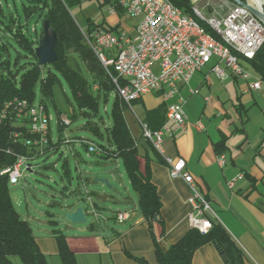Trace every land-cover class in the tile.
Instances as JSON below:
<instances>
[{
	"label": "crops",
	"instance_id": "crops-1",
	"mask_svg": "<svg viewBox=\"0 0 264 264\" xmlns=\"http://www.w3.org/2000/svg\"><path fill=\"white\" fill-rule=\"evenodd\" d=\"M103 5L104 9L108 6L107 0L100 2V8ZM126 18L129 17L123 13H108L100 22L91 18L87 21L133 34L137 24L127 27L124 24ZM134 19L139 23V18ZM215 63L216 59H213L210 65L193 76L188 85L180 86L174 99L165 101L161 94L154 93L129 106L139 113V125L141 122L146 127L148 112L159 107L165 109V124L169 131L164 133L163 155L142 139L141 125L139 139L133 137L128 126L140 152L141 170L146 172L148 167L160 197L162 223L155 222L150 226L140 213L138 195L133 190L135 195L124 201L128 206L123 211H116L127 212L130 216L118 229H111L105 223L101 226L92 224L66 235L78 264H141L137 259L158 264L156 247L167 250L191 229L188 222L192 211L191 190L182 179L171 177L165 157L186 162L187 171L195 178L199 192L214 212V215L207 216L225 230L233 243L237 257L235 264H264V82L247 61H242V65L253 80L263 82L260 90L249 91L246 81L236 77L221 82L211 71ZM194 90L199 94L193 95ZM180 101L187 117L185 129H178L174 122L166 119L168 104ZM198 123L202 129L198 128ZM79 155L76 150V156ZM221 155L226 157L224 166L218 163ZM104 160H116L123 165L118 158ZM65 162L68 164L67 160L63 161L62 168ZM239 175L243 177L229 188V182ZM93 182L98 184L94 179ZM91 193L102 201H113L104 187L99 188L97 194ZM94 203L98 212L107 209ZM77 207L82 206L75 204L67 212ZM37 241L45 254L58 255L55 237L37 238ZM191 264H229V261L215 243H208L195 252Z\"/></svg>",
	"mask_w": 264,
	"mask_h": 264
},
{
	"label": "built area",
	"instance_id": "built-area-1",
	"mask_svg": "<svg viewBox=\"0 0 264 264\" xmlns=\"http://www.w3.org/2000/svg\"><path fill=\"white\" fill-rule=\"evenodd\" d=\"M109 1V14L115 15L118 9H122L126 16L140 19L134 33L95 30L87 41L107 73L111 67L114 68L117 75L113 77L116 93L127 105L155 92H161L165 101L174 99L180 85H188L192 77L210 65L213 59H216V63L211 71L221 82L236 77L246 81L249 91L262 88V81L253 80L240 59L231 57L206 37L203 31H198L188 20V15L171 0ZM190 1L197 8L196 5L202 0ZM249 7L264 13L263 7L259 9L249 1L245 5L235 4L224 17H205L197 10L214 22V26L229 36L231 41L257 56L264 45V20ZM119 80L123 85L119 84ZM192 93L198 94L199 91ZM53 119L42 103H32L18 97L0 106V142L6 138L14 146V149L5 148L0 144V149L14 157V163L0 171V176L7 177L10 186L19 185L28 172H33L34 167L30 163L50 154L59 153L66 159L70 154L76 156L77 147H84L88 156L109 154L97 143L85 138H71L65 131L55 137L52 132ZM167 119L168 122H174L178 129L186 128L187 117L182 102L168 104ZM58 123L63 128L71 125L66 119H60ZM197 126L202 129L200 123ZM167 131V124L155 132L144 126L143 138L163 155L164 133ZM15 148L26 149V152L21 153ZM164 159L171 177L182 179L191 190L192 211L188 216L191 229L202 234L209 233L214 222L207 215H214V212L199 192L195 178L187 171L186 162L169 157ZM218 163L220 166L225 165V155L219 156ZM242 177L239 175L230 181L229 188ZM88 199L92 213L98 220L101 216L97 214L91 199ZM129 218L127 212H118L115 219L117 223L123 224Z\"/></svg>",
	"mask_w": 264,
	"mask_h": 264
},
{
	"label": "trees",
	"instance_id": "trees-1",
	"mask_svg": "<svg viewBox=\"0 0 264 264\" xmlns=\"http://www.w3.org/2000/svg\"><path fill=\"white\" fill-rule=\"evenodd\" d=\"M171 2L185 14H193L189 0H171ZM81 3L82 0H20V4L15 1L9 4L7 0L4 4L0 1V106L15 97L35 102L38 88L44 96L40 102L47 105V100L53 97V87L60 83L61 79L65 80L79 113L74 112L72 119L75 120L78 116L85 118L87 120L85 127L104 142L100 145L106 148L111 157L117 156L122 160L132 189L138 195L140 213L152 227L155 222L162 223L161 200L151 181L148 167L146 172L141 170L137 142L132 137L124 116L126 109L124 102L115 97L112 120L104 133L95 122L101 101L107 100L116 91L113 77L117 75L112 67L107 73L93 51L83 45L80 30L69 13L73 7L80 6ZM118 12L122 14L121 10ZM47 20L50 21L59 38L56 48L58 59L52 64L40 67L35 49L43 36L41 27ZM88 22L92 30L119 32L117 27H105L103 24L97 26L92 24V21ZM39 25L41 30L33 31L32 28ZM69 49H73L84 62L91 81L86 80L69 65ZM250 63L264 82V45ZM119 84L123 85V82L119 80ZM164 115V107L148 112L146 122L151 131L162 129L165 124ZM145 142L154 149L150 142ZM0 144L5 148L14 149L6 138H3ZM15 149L21 153L26 152V149ZM104 159L110 158L104 157ZM13 163L14 157L0 149V171ZM68 167L65 162L63 168L66 177L70 175ZM54 237L61 263L78 264L66 235L55 231ZM208 243H215L227 255L229 264H235L237 257L233 243L225 230L215 222L213 229L207 234L190 229L167 250L157 246L155 253L157 263L191 264L195 252ZM13 257L20 258L23 264H50L30 223L17 211L7 177L0 176V264H13ZM137 261L148 264L143 259Z\"/></svg>",
	"mask_w": 264,
	"mask_h": 264
},
{
	"label": "rangeland",
	"instance_id": "rangeland-1",
	"mask_svg": "<svg viewBox=\"0 0 264 264\" xmlns=\"http://www.w3.org/2000/svg\"><path fill=\"white\" fill-rule=\"evenodd\" d=\"M0 1L5 4V0ZM7 1L9 4H13L14 1L17 2V4H20V0ZM101 1L102 0H82L80 6L73 7L71 12H69L72 15L74 23L80 30L83 39V45L91 50L92 48L88 44L87 38L93 31L102 29L92 30L87 18H91L96 22H100L103 16H108V8L111 5V2L108 0V6H106L105 9L103 8L104 5L100 8L99 4ZM240 1H242L244 4L248 2V0ZM262 2L264 8V1L262 0ZM235 4L237 3L234 0H202L200 3H198V5H196V7L205 17H210L211 15L224 17ZM190 5L193 12V5L191 1ZM118 10H121L125 15L122 9ZM117 13L119 12L117 11ZM91 23L93 24V22ZM124 24L127 27L132 28L138 24V20L129 17L124 20ZM41 28H43V25ZM32 29L33 31L36 29L41 30L40 25L34 26ZM68 63L74 70L82 74L86 80L91 81V77L84 62L81 61L80 57L73 49L68 50ZM155 93L162 95L161 92ZM43 97L44 96L40 88H38L37 100L32 103H42L40 101ZM115 97H118L116 91L113 95L107 98V100L104 99L99 104V114L95 119V122H97L100 126V131L102 133L105 132L106 127H108L111 123ZM118 99L122 101L119 97ZM42 104L48 108L49 113L54 118L52 122V132L55 137L59 132L65 131V133L71 138H85L97 143L98 145L104 144L102 140L94 136L93 133L85 127L87 122L85 118L78 116L75 120L72 119L74 112L77 114L79 113L77 111L76 105L73 102L70 87L65 80L61 79L60 83H57L53 87V97L52 99L47 100V105L45 103ZM132 104L127 105L124 103L126 107L124 110V116L133 134V137L139 139L141 138L140 125L142 128V137L144 126L141 122L139 125L137 118L139 113L136 111V109L134 107H129L132 106ZM60 119H66L70 121L71 125L64 128L61 127L58 123ZM147 128L149 129V127ZM76 149L80 154L79 157L70 154L67 155L65 159L61 157L59 153H55L37 159L36 161L30 163L34 167L33 172H28L27 176L20 180L19 185H9L10 194L16 204L17 211L21 214L23 219L30 223L35 237L40 240L54 238L55 231H60L64 235H67L68 233L70 234V231L74 232L78 231L79 229H86L92 224L94 226H101V224L104 225L105 223L111 229L116 230L120 227V224L117 223L115 219L118 213L116 211H123L125 207L128 206L124 202L126 198H129L130 195H132V197L135 195V192L129 183L128 177L125 174L123 165L116 160H104V157L116 159L117 156L111 157L109 154L103 155L101 157L88 156L84 147H77ZM65 160L68 161V168L70 169L69 177H65L64 170L62 168L63 161ZM94 178L108 179L113 189L108 188L104 184H97L93 182ZM101 187H104V191L108 196L113 198V201H102L97 195L91 193L92 191L96 192L97 194L99 188ZM88 198L91 199L97 214L101 216V218L98 220L92 213V208ZM93 201L107 209H102L98 212ZM75 204L84 207L88 219L86 224H70L66 221L65 214L67 210L72 209ZM55 222L56 224H54ZM46 255L50 264H62L57 254L49 252L46 253ZM12 261L13 264H23L22 260L18 257H13Z\"/></svg>",
	"mask_w": 264,
	"mask_h": 264
},
{
	"label": "water",
	"instance_id": "water-1",
	"mask_svg": "<svg viewBox=\"0 0 264 264\" xmlns=\"http://www.w3.org/2000/svg\"><path fill=\"white\" fill-rule=\"evenodd\" d=\"M234 1L237 4L245 5L240 0H234ZM249 8L259 18H262L264 20V13H261L251 7ZM43 31H44V36L40 40L39 46L35 49V56L41 67L52 64L56 62L58 59L56 47L58 45L59 39L56 31L51 27L50 21L44 22ZM94 181L104 184L110 189H113V187L110 185L107 179L94 178ZM65 219L70 224H86L88 222L87 214L84 207H77L73 211L66 212Z\"/></svg>",
	"mask_w": 264,
	"mask_h": 264
},
{
	"label": "bare ground",
	"instance_id": "bare-ground-1",
	"mask_svg": "<svg viewBox=\"0 0 264 264\" xmlns=\"http://www.w3.org/2000/svg\"><path fill=\"white\" fill-rule=\"evenodd\" d=\"M251 4H255L259 9H262V0H248ZM192 2V1H191ZM193 5V2H192ZM191 11V10H190ZM192 12V11H191ZM188 20L196 27L198 31H203L213 43H216L222 50L227 52L231 57L238 58L242 61L253 60L256 56L251 55L250 51L240 47L237 43L230 40L229 36L223 34L219 28L214 26V22L203 17L201 13L193 5V14L188 15Z\"/></svg>",
	"mask_w": 264,
	"mask_h": 264
}]
</instances>
